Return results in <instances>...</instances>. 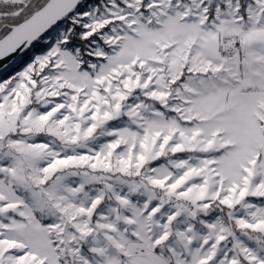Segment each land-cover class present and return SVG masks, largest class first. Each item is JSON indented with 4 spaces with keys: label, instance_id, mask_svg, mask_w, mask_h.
I'll return each instance as SVG.
<instances>
[{
    "label": "snow or ice",
    "instance_id": "6c2138e0",
    "mask_svg": "<svg viewBox=\"0 0 264 264\" xmlns=\"http://www.w3.org/2000/svg\"><path fill=\"white\" fill-rule=\"evenodd\" d=\"M0 264H264V0H0Z\"/></svg>",
    "mask_w": 264,
    "mask_h": 264
}]
</instances>
